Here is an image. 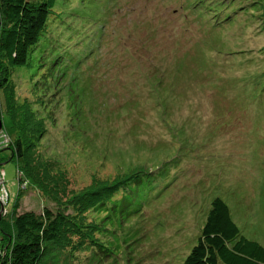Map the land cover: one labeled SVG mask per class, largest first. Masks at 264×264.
Listing matches in <instances>:
<instances>
[{"label":"rangeland","instance_id":"374dc122","mask_svg":"<svg viewBox=\"0 0 264 264\" xmlns=\"http://www.w3.org/2000/svg\"><path fill=\"white\" fill-rule=\"evenodd\" d=\"M200 1L57 0L33 60L0 87L3 130L11 108L29 118L32 162L70 195L111 187L75 212L111 248L105 264H183L217 197L264 247V0ZM0 164L10 222L18 164L3 145ZM23 196L21 212L59 207Z\"/></svg>","mask_w":264,"mask_h":264},{"label":"trees","instance_id":"16d2710c","mask_svg":"<svg viewBox=\"0 0 264 264\" xmlns=\"http://www.w3.org/2000/svg\"><path fill=\"white\" fill-rule=\"evenodd\" d=\"M208 2L202 0L195 8L208 12ZM56 4L57 0H0V87L8 84L11 68H25L33 60L32 52L48 32ZM81 74L82 71L77 75ZM7 114L11 116L15 132L9 136L1 131L0 145L11 152V161L18 164L19 198L10 222L4 218L5 208L11 202L1 208L0 264H105L111 248L96 235L98 230L80 222L78 214L103 206L110 199L111 193L108 197L107 190L111 187L106 185L70 195L67 178L56 177L47 166L29 159L35 147L25 125L29 118L21 115L20 109L14 112L11 108ZM29 114L33 121L35 113L29 111ZM0 168L4 171L1 164ZM24 184L26 190L22 189ZM5 185L11 198L6 181ZM30 188L37 189L52 203L58 202L59 207L19 211V200ZM70 209H73L72 215ZM183 264H264V247L241 233L229 206L217 197L211 203L197 243Z\"/></svg>","mask_w":264,"mask_h":264},{"label":"built area","instance_id":"2783aa9c","mask_svg":"<svg viewBox=\"0 0 264 264\" xmlns=\"http://www.w3.org/2000/svg\"><path fill=\"white\" fill-rule=\"evenodd\" d=\"M22 188H25V185H23ZM9 200V191L5 185V173L0 168V203L3 204L2 209L7 206V204L10 202Z\"/></svg>","mask_w":264,"mask_h":264},{"label":"water","instance_id":"95a60500","mask_svg":"<svg viewBox=\"0 0 264 264\" xmlns=\"http://www.w3.org/2000/svg\"><path fill=\"white\" fill-rule=\"evenodd\" d=\"M2 24L1 13H0V27ZM3 131V119H2V108L0 103V132Z\"/></svg>","mask_w":264,"mask_h":264}]
</instances>
